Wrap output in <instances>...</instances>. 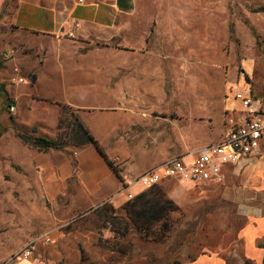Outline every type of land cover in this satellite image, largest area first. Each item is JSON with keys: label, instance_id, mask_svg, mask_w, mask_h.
I'll return each instance as SVG.
<instances>
[{"label": "rangeland", "instance_id": "1", "mask_svg": "<svg viewBox=\"0 0 264 264\" xmlns=\"http://www.w3.org/2000/svg\"><path fill=\"white\" fill-rule=\"evenodd\" d=\"M135 21L144 38L136 47L91 44L70 50L74 61L82 55L105 66L98 69L100 76L116 97L107 110L122 114L117 120L121 145L114 149L119 154L111 162L117 175L136 159L154 158L157 166L220 141L232 106L227 98L243 85L264 102V0H138ZM31 39L10 27L0 30V89L10 100L17 78L32 75L25 70L33 64H25L46 59L33 48L10 45ZM10 49L15 54L5 60ZM53 67L49 63L41 74ZM89 103L98 100L89 96ZM90 112L97 130L102 110ZM15 113L0 96V264L45 233L51 242L39 243L30 258L10 264H183L200 254L226 264H251L243 258L240 238L243 206H259L264 214V175L262 184L238 198L229 192L230 185L242 186L235 177L200 187L163 182L157 187L175 209L165 226L144 235L128 222L129 200L123 194L93 201L74 176L64 180L54 178V171H39L37 150L16 137L21 128ZM74 120L60 141L65 148L47 162L58 163L67 150L75 167L76 124L91 131L80 117ZM121 151L130 156L122 159ZM261 157L264 161V152ZM124 175L129 181L136 177ZM148 190L137 185L132 193Z\"/></svg>", "mask_w": 264, "mask_h": 264}, {"label": "crops", "instance_id": "2", "mask_svg": "<svg viewBox=\"0 0 264 264\" xmlns=\"http://www.w3.org/2000/svg\"><path fill=\"white\" fill-rule=\"evenodd\" d=\"M137 3L138 0H82V2L0 0V30L10 27L32 38L29 41H18L10 45L17 47L18 50L33 48L36 53L45 55L46 58L44 62L32 60L27 62L25 67L31 63L33 66L25 71L35 75V82L17 83L9 93L16 109L14 121L21 131L32 137H44L60 142L63 135H68V124L75 121V116L81 118L89 127L98 147L94 144H85L83 138L72 139L71 145L80 148L74 152L75 167L65 156L67 150L62 152V160L56 164L45 160L47 156L55 154L56 150L36 151L38 169L44 170L45 173L54 171V178L64 180L74 176L86 195L93 201L116 194L120 189L121 181L127 179L124 173L131 172L137 178L153 167L156 159L146 161L136 159V162L129 164L118 175L115 173L109 162L113 161L114 155L119 154L114 149L121 145V141L117 139V120L122 114H114L107 110L115 102L116 97L114 98L106 90L105 77L100 76L98 69L105 66L96 62H87L88 57L82 55L78 61H74L70 50L91 44L115 45L119 48L140 45L144 38L139 33L135 21ZM6 52H12L10 57L12 59L14 51L10 49ZM49 63H54V67L47 76H43L41 72L47 73L46 67ZM89 64H91L90 68H88ZM242 89H250L249 84L243 85ZM84 91H87L86 94ZM89 96L98 100V103L90 104ZM227 104L232 105L227 111L239 110L240 104L230 95ZM62 107L68 108L64 114ZM95 109L102 110L97 115V130L92 127L93 123L88 117L90 111ZM37 111L42 114L35 118L33 115ZM61 116L64 124H59ZM33 128L36 129V133L32 132ZM30 132L32 133L29 134ZM192 153L183 155L188 154L186 159L192 160ZM120 156L126 159L130 154L121 151ZM178 156L181 155L175 157ZM263 175V158H249L235 165L224 166L220 179L210 183L238 178L241 187L229 186L231 195L238 198L241 196L240 192L243 191V194L246 189L262 184ZM168 182L178 183L182 187L189 186L173 180L164 181V183ZM243 214L246 220L240 235L243 240V258L251 264H262L264 214L259 206L250 203L244 204ZM183 264H226V262L218 256L200 254L194 260L185 261Z\"/></svg>", "mask_w": 264, "mask_h": 264}, {"label": "built area", "instance_id": "3", "mask_svg": "<svg viewBox=\"0 0 264 264\" xmlns=\"http://www.w3.org/2000/svg\"><path fill=\"white\" fill-rule=\"evenodd\" d=\"M11 56L12 52H6L3 58L7 60ZM16 82L24 84L30 81L28 78L20 77ZM231 96L238 101L240 109L227 111L226 129L220 141L201 148L193 154L192 160L186 159L188 154L173 157L149 168L131 181L124 179L115 196L123 194L127 200H131L135 197L132 193L133 187L138 185L148 189L169 180L197 187L204 186L212 181H218L224 166L259 157L264 152V102L256 98L250 89L237 90ZM14 111L15 106L12 104L9 112ZM49 242L51 238L47 233L39 235L14 253L7 264L30 258L39 243Z\"/></svg>", "mask_w": 264, "mask_h": 264}, {"label": "trees", "instance_id": "4", "mask_svg": "<svg viewBox=\"0 0 264 264\" xmlns=\"http://www.w3.org/2000/svg\"><path fill=\"white\" fill-rule=\"evenodd\" d=\"M30 83L35 82V75H28ZM1 98L3 102L8 103V110L10 105L13 104L5 91L0 89ZM68 108L62 107L63 114L67 111ZM63 117L61 116L59 124L63 123ZM76 137L83 138L85 144H94L97 146V141L91 135V133L83 128L81 125L76 124ZM33 133H36V129H32ZM16 137L20 139L25 145H28L39 152H47L50 149L61 150L64 148L63 143L59 141L50 140L44 137H32L23 131L17 129ZM102 153V151L99 149ZM111 167L112 163L109 162ZM114 170V169H113ZM148 191L140 193L135 196L133 199L129 200L126 204V207L129 209L128 213V222L132 224V228L138 231L141 234H148L150 230L162 223L161 227L165 226L169 221L170 213L175 209L173 202L165 196V193L160 189V187L152 186L148 188ZM160 231H155L157 236ZM264 264V260L263 263Z\"/></svg>", "mask_w": 264, "mask_h": 264}]
</instances>
